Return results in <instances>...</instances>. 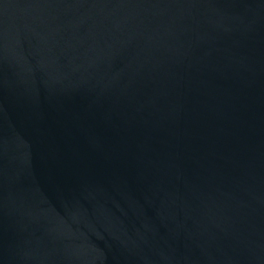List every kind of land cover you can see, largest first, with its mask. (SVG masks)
Wrapping results in <instances>:
<instances>
[{
    "label": "water",
    "instance_id": "1",
    "mask_svg": "<svg viewBox=\"0 0 264 264\" xmlns=\"http://www.w3.org/2000/svg\"><path fill=\"white\" fill-rule=\"evenodd\" d=\"M0 264H264V0H0Z\"/></svg>",
    "mask_w": 264,
    "mask_h": 264
}]
</instances>
